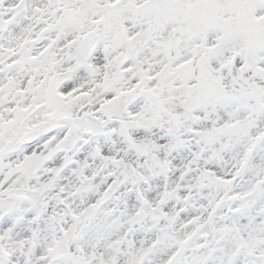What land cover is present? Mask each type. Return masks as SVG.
<instances>
[{"label":"snow or ice","instance_id":"obj_1","mask_svg":"<svg viewBox=\"0 0 264 264\" xmlns=\"http://www.w3.org/2000/svg\"><path fill=\"white\" fill-rule=\"evenodd\" d=\"M0 264H264V0H0Z\"/></svg>","mask_w":264,"mask_h":264}]
</instances>
